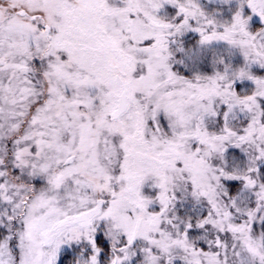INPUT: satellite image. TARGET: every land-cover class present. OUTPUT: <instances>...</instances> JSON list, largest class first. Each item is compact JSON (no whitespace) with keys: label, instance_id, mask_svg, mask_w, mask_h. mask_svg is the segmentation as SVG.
<instances>
[{"label":"snow or ice","instance_id":"obj_1","mask_svg":"<svg viewBox=\"0 0 264 264\" xmlns=\"http://www.w3.org/2000/svg\"><path fill=\"white\" fill-rule=\"evenodd\" d=\"M0 264H264V0H0Z\"/></svg>","mask_w":264,"mask_h":264}]
</instances>
